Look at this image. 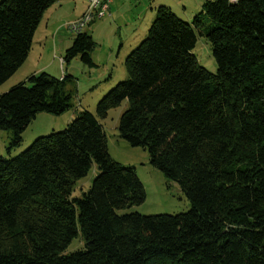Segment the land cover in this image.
I'll return each instance as SVG.
<instances>
[{
  "label": "trees",
  "instance_id": "obj_1",
  "mask_svg": "<svg viewBox=\"0 0 264 264\" xmlns=\"http://www.w3.org/2000/svg\"><path fill=\"white\" fill-rule=\"evenodd\" d=\"M58 0H0V84L22 64L46 8ZM216 70L192 53L194 29L155 8L124 59L126 77L95 112L0 157V264H264V0H207L192 25ZM90 35L77 31L62 60L95 66ZM70 75L30 74L0 94L7 151L39 112L72 107ZM124 100L118 135L177 183L189 210L117 214L145 197L134 167L112 160L99 118ZM98 172L81 196L76 180ZM83 248L65 253L72 239Z\"/></svg>",
  "mask_w": 264,
  "mask_h": 264
},
{
  "label": "rangeland",
  "instance_id": "obj_2",
  "mask_svg": "<svg viewBox=\"0 0 264 264\" xmlns=\"http://www.w3.org/2000/svg\"><path fill=\"white\" fill-rule=\"evenodd\" d=\"M205 1L207 0H112L101 5L104 15L93 19L80 30L90 35L94 42L90 56L95 66L89 67L78 55L67 62L62 60L66 48L70 46L77 32L72 31L71 24L86 10L87 0H58L57 3L62 5V9L59 16L51 14V20L57 18L54 28H45V20H42L34 31L26 58L14 73L0 84V94L30 74L46 72L57 77L70 75L73 80L66 82V89L71 95L72 107L60 114L37 113L23 131L21 142L9 151L7 145L10 133L0 129V157L13 158L37 137L64 129L80 110L94 113L100 98L126 77L124 59L145 38L158 6L169 8L194 29L196 42L192 53L202 67L214 73L216 65L211 55V46L204 35L198 33V30L205 28L208 21L203 20V25H192L194 16L201 10ZM109 4L110 13L106 15ZM53 7H50V11ZM47 16L48 10L43 14V17ZM127 106V101L124 100L119 106L109 109L106 116L99 118V121L106 136L110 158L124 166L134 167L145 197L140 204L116 210V213L121 215L137 212L142 215H155L177 214L189 210L190 204L178 184L149 164L146 150L131 146L119 137L118 118ZM97 172L96 165L92 164L87 174L76 180L72 195L81 196L82 192L89 188ZM81 248L83 242L78 236L72 239L64 252Z\"/></svg>",
  "mask_w": 264,
  "mask_h": 264
},
{
  "label": "built area",
  "instance_id": "obj_3",
  "mask_svg": "<svg viewBox=\"0 0 264 264\" xmlns=\"http://www.w3.org/2000/svg\"><path fill=\"white\" fill-rule=\"evenodd\" d=\"M112 0H87L86 10L84 11V17L81 20L74 21L71 25H73V32L81 30L85 25L90 23L93 19L101 17V5L108 3ZM108 7V5H107ZM61 59V58H60Z\"/></svg>",
  "mask_w": 264,
  "mask_h": 264
},
{
  "label": "crops",
  "instance_id": "obj_4",
  "mask_svg": "<svg viewBox=\"0 0 264 264\" xmlns=\"http://www.w3.org/2000/svg\"><path fill=\"white\" fill-rule=\"evenodd\" d=\"M86 5H87V4H86ZM51 6H54L53 9H52V11H50V10H51V9H50ZM108 8H109V11H108V13H106V15H109V13H110V4H109ZM61 9H62V5H61L60 3L54 2L53 4H51L48 8H46V9L44 10V12H46V10L49 11V16H47V17H43V14H44V12H43L42 17H41V19H40L38 25H40V23L42 22V20H45V21H43V22H44L43 25H45V28H47V29H49V30H52V29L54 28L53 25H55V22L57 21V18H53V19L51 20V14H52V16H55V15H57V14H58V16H59L60 13H61ZM85 9H86V8H85ZM84 11H85V10H84ZM84 11L81 12L80 16L82 15V13H83ZM80 16H79V17H80ZM79 17H78V18H79ZM44 18H45V19H44ZM51 23H52V25H51ZM56 25H59V24H56ZM37 27H38V26H37ZM37 27H36V29H37ZM61 76H62V75H61ZM26 78H27V77H26ZM26 78H24V79H22V80H20V81H23V80H25Z\"/></svg>",
  "mask_w": 264,
  "mask_h": 264
},
{
  "label": "bare ground",
  "instance_id": "obj_5",
  "mask_svg": "<svg viewBox=\"0 0 264 264\" xmlns=\"http://www.w3.org/2000/svg\"><path fill=\"white\" fill-rule=\"evenodd\" d=\"M231 1H234V0H231ZM83 17H84V12H83L82 15H81L79 18H77L76 20H81Z\"/></svg>",
  "mask_w": 264,
  "mask_h": 264
}]
</instances>
